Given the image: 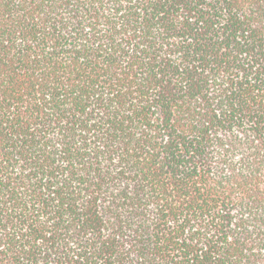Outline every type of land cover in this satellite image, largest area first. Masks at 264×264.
<instances>
[{
  "label": "trees",
  "instance_id": "obj_1",
  "mask_svg": "<svg viewBox=\"0 0 264 264\" xmlns=\"http://www.w3.org/2000/svg\"><path fill=\"white\" fill-rule=\"evenodd\" d=\"M0 264H264V0H0Z\"/></svg>",
  "mask_w": 264,
  "mask_h": 264
}]
</instances>
